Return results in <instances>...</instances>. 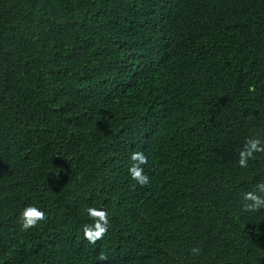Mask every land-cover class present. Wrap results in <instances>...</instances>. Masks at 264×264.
Returning <instances> with one entry per match:
<instances>
[{"label":"trees","instance_id":"16d2710c","mask_svg":"<svg viewBox=\"0 0 264 264\" xmlns=\"http://www.w3.org/2000/svg\"><path fill=\"white\" fill-rule=\"evenodd\" d=\"M250 137L264 0H0V264H264ZM26 205L47 218L23 230Z\"/></svg>","mask_w":264,"mask_h":264},{"label":"clouds","instance_id":"9594fccd","mask_svg":"<svg viewBox=\"0 0 264 264\" xmlns=\"http://www.w3.org/2000/svg\"><path fill=\"white\" fill-rule=\"evenodd\" d=\"M264 152V142L259 138L250 137L246 140L243 149L239 152L238 164L240 167H247L249 159L254 153ZM133 163L130 165L128 172L132 180L141 186L147 185L148 175L145 174L141 165H146L147 157L143 152H133L131 155ZM243 199L247 202L244 205L245 210L256 211L264 208V182L256 185V191H248L243 194ZM87 215L91 218L92 223L85 224L82 228L84 239L90 244H96L97 241L104 238L108 232L109 215L103 208L87 207ZM46 213L35 205H26L19 216V222L23 230L34 228L40 221L45 220ZM192 252L198 254V249H192ZM101 260L107 257L101 255Z\"/></svg>","mask_w":264,"mask_h":264}]
</instances>
